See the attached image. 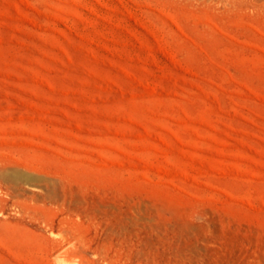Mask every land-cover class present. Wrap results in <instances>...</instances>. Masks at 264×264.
I'll return each mask as SVG.
<instances>
[{
  "label": "rangeland",
  "instance_id": "1",
  "mask_svg": "<svg viewBox=\"0 0 264 264\" xmlns=\"http://www.w3.org/2000/svg\"><path fill=\"white\" fill-rule=\"evenodd\" d=\"M0 264H264V0H0Z\"/></svg>",
  "mask_w": 264,
  "mask_h": 264
}]
</instances>
